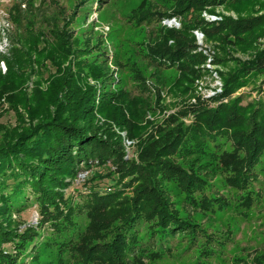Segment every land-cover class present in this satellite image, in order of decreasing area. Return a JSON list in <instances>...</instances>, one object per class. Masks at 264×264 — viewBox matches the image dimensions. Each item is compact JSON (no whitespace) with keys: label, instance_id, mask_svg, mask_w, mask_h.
I'll use <instances>...</instances> for the list:
<instances>
[{"label":"trees","instance_id":"16d2710c","mask_svg":"<svg viewBox=\"0 0 264 264\" xmlns=\"http://www.w3.org/2000/svg\"><path fill=\"white\" fill-rule=\"evenodd\" d=\"M217 8L234 12L237 19L217 14ZM204 13L221 19L207 20ZM127 19L140 34L157 26L150 41L135 42L136 51L154 68L153 76L162 85L166 84L160 79L163 72L175 70L178 75L171 92L182 97L195 96L196 82L214 72L223 82L215 102L264 77V50L249 61H236L232 71L207 67L227 66L232 51L255 47L257 38L264 36V0H141ZM173 19L180 22V28L164 24ZM196 31L221 53L211 56L206 49L200 50ZM57 37L60 44L45 48L46 59L51 60L45 70L55 72L45 81H35L30 93L24 89L27 76L21 65L31 62L40 71L44 59L35 62L23 57L17 70L9 66L7 73L0 72V102L12 93L7 98L11 108H23L30 122L0 132V264H20V256L38 234L34 228L20 233L10 223L11 214L28 209L31 200L40 214V227L49 224L59 235L74 231L68 241L56 243L58 264H66L63 254L68 251L72 264H147L161 259L165 249L170 251L167 244L177 236L191 237L193 244L206 231L191 217H184L180 206L186 204L208 217L225 209L228 204L213 183L218 177L242 193L240 206L251 208L260 200L253 183L258 181L264 157V101L242 107L235 99L208 108L197 97V105L183 108L157 127L159 138L148 135L140 145L139 160L129 162L123 158L122 137L111 124L100 125L99 117L126 131L130 141L140 139L143 127L137 122L150 109L146 101L134 99L128 90L113 89L116 79L108 54L97 53L90 45L75 48L76 41L66 32ZM36 41L38 38L28 47L32 55L42 53ZM129 70L135 88L146 94L145 70L135 63ZM189 112L194 113L195 121L187 126L181 118ZM221 139L229 143L230 150L222 149ZM109 166L116 172L88 179L81 206L69 204L63 193L68 178ZM105 178L111 184L109 192L95 183ZM83 212L88 225L77 233L75 218ZM142 227L146 232L140 237ZM45 247L49 246L42 245L46 252ZM30 249L39 263L41 250L36 244ZM202 254L210 257L213 252L206 248ZM235 261L247 264L241 258ZM254 264H264V260L257 257Z\"/></svg>","mask_w":264,"mask_h":264},{"label":"rangeland","instance_id":"374dc122","mask_svg":"<svg viewBox=\"0 0 264 264\" xmlns=\"http://www.w3.org/2000/svg\"><path fill=\"white\" fill-rule=\"evenodd\" d=\"M141 0H0V72L5 74L9 70V66L17 70L18 65L23 64V57L26 61L42 60L43 69L39 71L38 65L28 62L21 65L27 76L25 82L26 92L30 93L35 85V81L47 79L50 73H54L55 69L50 68L46 72L45 68L50 66V61L46 59V47L56 46L60 44L58 39L59 33H68L70 39L76 41L75 48L90 45L94 47L97 53L105 52L110 57V69L114 73L116 84L113 89H124L130 91L131 97L146 101L147 109L144 120L137 122L138 126L143 127L140 134L141 138H135L130 141L127 138V132L117 128L112 122H107L104 118L99 117L100 125L109 123L123 140L125 160L138 161L141 152L140 145L147 136L152 134L155 139L159 138L157 127L162 125L173 115H178L181 110L187 106L197 105V97H199L208 108H217L220 104H229L231 100L239 99L240 106L246 107L249 104L264 101V77H260L248 82L246 85L239 87L230 98H222L219 101L213 99L219 93H222V79L214 72L213 76H205L196 82L197 89L195 96L182 97L180 94L171 92L173 79L178 73L175 70L163 72L165 83L160 84L157 78H154V68L148 67L144 61L142 54L137 53L138 46L135 42L139 40L150 41L154 33L156 25L149 26L145 34H140L139 29L133 26L127 19V15L131 10L140 3ZM156 1V0H155ZM162 1V0H158ZM217 14L231 16L237 19L234 12H228L223 8L215 9ZM207 20L216 21L221 18L203 14ZM169 27H181L180 22L175 19ZM146 37H145V36ZM197 43L200 50L206 49V53L212 55L221 53L214 48L213 45L204 41V35L195 32ZM36 41L37 48L42 51L41 54H33L28 51L31 43ZM255 47L245 50H234L228 55L227 66H211L207 65L212 71L224 70L232 71L236 67V61H249L259 51L264 50V36L258 37ZM133 40V42H130ZM99 46L100 48H95ZM22 52H18V48ZM46 48V49H45ZM45 49V50H44ZM25 55H24V54ZM33 57V58H32ZM212 58L208 60L210 63ZM20 61H22L20 63ZM233 61V62H232ZM25 63V62H24ZM137 64L139 68L145 70L146 84L148 90L146 94H142L136 89V84L131 78L129 66ZM127 64L129 66H127ZM12 93H7L0 102V132L7 131L22 126V121L29 125L28 114L21 107L17 111L11 108L7 98ZM30 96V95H29ZM161 96V100L158 99ZM19 113V114H17ZM22 117V120L20 118ZM182 122L190 126L195 121L193 112H189L187 116L181 118ZM150 121V123H149ZM151 124V125H150ZM106 138V136H104ZM220 145L224 150H230V145L225 139L220 140ZM85 167V165H83ZM94 168L89 171L80 173L77 178L66 180L69 185L63 190L64 197H69V204L73 207L81 206L85 201L84 196L88 193V187L85 186L88 179L102 175L106 176L109 172H116L115 167L109 166ZM264 157L262 163L258 167V181L254 182V188L259 192V201H254L251 208L239 205L238 198L242 193L230 189L222 181L221 177L216 178L213 182L218 194L222 196L228 206L219 212L204 216V214L196 209L180 206V212L184 217L191 219L201 225L206 234L199 233L197 240L190 244L191 237L177 236L169 241L165 249L163 257L156 261H148L147 264H241L235 260L243 259L247 264H254V259L259 257L264 260ZM116 178V177H115ZM114 182V178L112 179ZM108 178L102 181H96L101 190L109 192L110 185ZM97 185V184H96ZM172 193H176V188L170 186ZM131 195L130 192L126 193ZM176 200V199H174ZM28 209L22 212H14L10 216V223L13 227H18L19 232L25 229H38L37 236L32 242H29V250L24 252L19 258L20 264H58L57 258V241H68L72 238L74 231H68L65 234H57L53 228L46 224L40 227V214L34 205L33 200L28 203ZM77 233L83 232L88 225L85 212L77 215ZM146 227H142L140 237L144 236ZM207 235V236H206ZM182 237V238H181ZM146 241V240H145ZM37 245L38 251L41 250V260L36 263L33 259L34 252L30 247ZM48 251H44L42 245ZM211 250L213 254L210 257L204 256V249ZM33 250V249H32ZM15 254V252H13ZM63 259L66 264H72L74 259L71 253L65 252Z\"/></svg>","mask_w":264,"mask_h":264},{"label":"water","instance_id":"95a60500","mask_svg":"<svg viewBox=\"0 0 264 264\" xmlns=\"http://www.w3.org/2000/svg\"><path fill=\"white\" fill-rule=\"evenodd\" d=\"M173 22H174V21H167V22H165V23L168 24V25H171Z\"/></svg>","mask_w":264,"mask_h":264},{"label":"built area","instance_id":"2783aa9c","mask_svg":"<svg viewBox=\"0 0 264 264\" xmlns=\"http://www.w3.org/2000/svg\"><path fill=\"white\" fill-rule=\"evenodd\" d=\"M109 191H110V188H109Z\"/></svg>","mask_w":264,"mask_h":264}]
</instances>
